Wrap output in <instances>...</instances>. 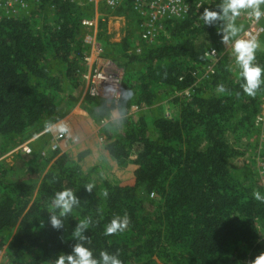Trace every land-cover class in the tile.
<instances>
[{
	"label": "trees",
	"instance_id": "1",
	"mask_svg": "<svg viewBox=\"0 0 264 264\" xmlns=\"http://www.w3.org/2000/svg\"><path fill=\"white\" fill-rule=\"evenodd\" d=\"M28 1L25 13L0 18V138L8 150L71 111L67 104L83 84L90 53L82 21L95 17L86 0ZM131 4L127 0L115 14L134 15ZM101 6L102 1L98 11ZM201 14L192 9L183 19L169 21L165 34L152 43H135L130 36L112 43L105 20L98 19L96 40L107 53L102 57L123 71L120 97L110 101L86 95L82 104L89 117H70L59 150L49 160L32 152L23 175L0 163L5 264H54L77 243L97 259L101 251H119L122 264H251L264 252V203L253 197L264 190L229 168L249 149L264 160V143L263 149L256 142L250 146L247 138L258 135L255 119L264 103V85L254 96L243 93L239 66L233 70L223 53L220 24L206 27ZM105 47L118 50L113 55ZM209 48L220 58L213 73L204 75ZM255 56L264 68V48H257ZM218 83L224 84V94L216 93ZM185 92L188 97L171 101L176 105L172 117L152 109L170 94ZM134 107L139 111L135 120L129 115ZM113 112L126 114L124 124L115 134H105L96 152L68 149L72 137L89 134L92 123ZM228 133L236 136L237 146L229 144ZM242 138L247 140L243 144ZM90 182L95 186L88 193L84 185ZM65 188L80 203L59 216L52 198ZM125 212L127 228L105 235L110 221ZM52 215L61 219L60 229L51 226ZM81 220L89 222L83 241L73 237Z\"/></svg>",
	"mask_w": 264,
	"mask_h": 264
},
{
	"label": "rangeland",
	"instance_id": "2",
	"mask_svg": "<svg viewBox=\"0 0 264 264\" xmlns=\"http://www.w3.org/2000/svg\"><path fill=\"white\" fill-rule=\"evenodd\" d=\"M101 2V0H98V3ZM94 6V20H96V25L93 28H84L83 36H84V41L90 45V51L95 49L96 53H93V57L91 60L92 66L91 68H103L106 67L108 68H115L118 70L123 77V71L116 67V65L107 57H102L104 55V45H101L98 43L96 40V34H97V24H98V19H104L105 20V26H106V35L109 37V41L112 43H117L120 42L123 38L130 36L133 42L138 43L139 38H138V30H137V25H136V19L135 16L132 13H124L123 15H116L115 11L116 10H109L108 8H105V6H101L103 11H98L97 6L98 4ZM235 23L238 26H241L242 29V23L240 16L236 18ZM264 39V35H263ZM141 43V42H140ZM259 49H262V47L259 45ZM105 49L110 50L111 54L114 55V50H118L117 48L111 49L109 47H105ZM97 50H99V54H97ZM91 53V52H90ZM223 53L227 54L230 59V67L235 70L237 68V64L234 60L233 54L229 53L227 51L226 44L223 45ZM107 54V53H106ZM86 66V65H85ZM105 68V69H106ZM88 68L86 66V71L84 74L88 73ZM86 90V84L83 82V84L78 87L77 90L71 92V97L73 101L68 103L67 105L71 106V111L69 114L62 119V122H66L67 119L73 116L77 115H84L88 116L86 113V110L82 104V99L86 96L85 94ZM188 92H185L183 95L179 93H173L170 94L168 98H166L164 101L159 102L157 105H155L152 109L154 110L155 113L163 114L165 117H172L173 113L175 112L174 109H176L175 103H171V101L175 98H185L188 97ZM167 100L170 102L166 104ZM138 109L135 107L130 110L129 115L133 116V120L136 119V114L138 113ZM116 112L110 113L107 117L103 118L99 124H94L92 123L89 127V130L91 129L92 131L87 134V135H79V136H74L70 139L68 149H71L74 151L77 150H89L91 153L96 152L103 141L105 140V134L111 133L115 134L117 131H120L122 126H117L115 121L113 120V115ZM146 113V112H145ZM153 113V111H152ZM151 114V113H150ZM89 117V116H88ZM58 121V122H61ZM92 126V127H91ZM255 130L258 131L257 136H249L248 140L251 142L252 146L255 142L259 144V147H263L264 143V127L262 130L260 129V126L255 124ZM32 132H28V135H31ZM80 137V138H79ZM60 138V133L50 130L49 128L46 130L41 131L38 134H34L32 136H28V139L17 146L14 149L8 150L9 145L5 143L1 138H0V163H5L9 167L13 169V173L16 176L23 175L29 164V157L31 154L26 155L21 150L19 149L20 146L29 143L32 152H39L40 157L46 160H49L50 156H52L53 152L50 150V144L53 140H59ZM227 139L229 141V144L231 146H237V139L236 136L233 135L232 133L227 134ZM255 139V141H254ZM243 141L240 143L243 144L244 141H247L242 138ZM263 149V148H262ZM44 153L45 155H41ZM261 160L259 153L255 152L252 149H249V152L245 153L244 156L232 159L229 162V168L230 170L235 173L239 178L242 180H245L244 178H247V180L250 181H255L259 186H261V180H260V175H259V163L258 161ZM48 164V163H47ZM46 164V168L49 167V164ZM264 190V189H263ZM7 262L6 259V252L5 250L0 252V264H5Z\"/></svg>",
	"mask_w": 264,
	"mask_h": 264
},
{
	"label": "clouds",
	"instance_id": "3",
	"mask_svg": "<svg viewBox=\"0 0 264 264\" xmlns=\"http://www.w3.org/2000/svg\"><path fill=\"white\" fill-rule=\"evenodd\" d=\"M241 10H246L248 15L255 20H259L264 16V0H221L214 8H205L201 14V20L206 27H214L220 24L221 31L217 33L220 36L223 44L231 42L232 54L235 57V62L239 66V75L242 78L240 87L244 94L254 96L256 91L264 85V68H262L256 60V50L259 44L255 38L243 39L239 38L241 26H238L235 21L241 15ZM215 91L217 94H224L226 88L224 84L218 83ZM129 97V92L123 93ZM126 119V114L117 112L113 115V120L117 126H123ZM50 130H54L61 134H67L69 127L64 122L49 123ZM95 184L90 182L84 185L85 191L91 193ZM107 196V192L104 193ZM255 200L264 203V194L259 191L253 193ZM53 206L59 209V216H64L73 211L74 206L79 205L77 199L71 189L65 188L54 193L52 198ZM50 224L54 229L62 227V221L57 215L50 216ZM129 225V216L125 212L122 216H115L105 228V235L123 232ZM89 227L87 220H81L73 231V237L83 241L85 238L82 233ZM54 264H122L119 258V251L115 254H109L106 251H101L99 259L93 256L92 251L77 243L73 246L70 254H60L56 257ZM251 264H264V252L254 257Z\"/></svg>",
	"mask_w": 264,
	"mask_h": 264
},
{
	"label": "built area",
	"instance_id": "4",
	"mask_svg": "<svg viewBox=\"0 0 264 264\" xmlns=\"http://www.w3.org/2000/svg\"><path fill=\"white\" fill-rule=\"evenodd\" d=\"M109 10H116L125 5L127 0H101ZM215 0H132L131 9L136 16L139 41L143 43H152L165 34V27L169 21L183 19L192 9L202 11L209 8ZM86 2L98 4V0H86ZM30 2L28 0H0V18H9L14 14H22L28 11ZM242 30L239 38H255L258 44L264 48V16L255 20L248 15L246 10H241L240 15ZM96 20L85 19L82 21L84 28H93ZM227 51L232 54L231 42L226 44ZM94 48V47H93ZM90 51L84 63L88 68V73L82 75V80L86 84L85 94L91 98L117 101L120 97V84L122 74L115 68H91L92 57L95 49ZM98 49V48H97ZM139 52V50H137ZM99 54V50H97ZM208 64L204 69V75L213 73L214 67L220 58V52L215 48H209L205 52ZM234 57V55H233ZM235 60V57H234ZM106 68V69H105ZM255 124L264 127V103L255 119ZM21 152L26 155L32 153L29 143L19 147ZM50 150L55 153L59 150L58 141L53 140L50 144ZM45 155L44 153L41 154ZM261 158V157H260ZM260 171L258 172L261 180V187L264 189V160L258 161Z\"/></svg>",
	"mask_w": 264,
	"mask_h": 264
},
{
	"label": "crops",
	"instance_id": "5",
	"mask_svg": "<svg viewBox=\"0 0 264 264\" xmlns=\"http://www.w3.org/2000/svg\"><path fill=\"white\" fill-rule=\"evenodd\" d=\"M67 120H68V119H67ZM67 120H66V121H67Z\"/></svg>",
	"mask_w": 264,
	"mask_h": 264
}]
</instances>
